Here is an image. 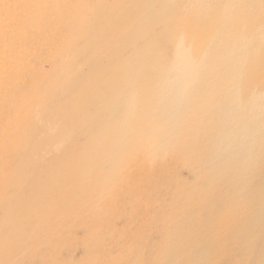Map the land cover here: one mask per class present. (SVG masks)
<instances>
[{"label":"bare ground","instance_id":"1","mask_svg":"<svg viewBox=\"0 0 264 264\" xmlns=\"http://www.w3.org/2000/svg\"><path fill=\"white\" fill-rule=\"evenodd\" d=\"M0 264H264V0H0Z\"/></svg>","mask_w":264,"mask_h":264}]
</instances>
